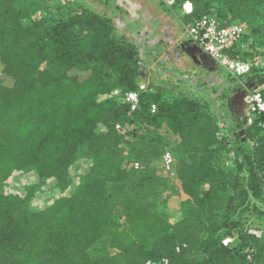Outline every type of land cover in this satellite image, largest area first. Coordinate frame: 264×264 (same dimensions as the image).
Instances as JSON below:
<instances>
[{
  "label": "trees",
  "instance_id": "16d2710c",
  "mask_svg": "<svg viewBox=\"0 0 264 264\" xmlns=\"http://www.w3.org/2000/svg\"><path fill=\"white\" fill-rule=\"evenodd\" d=\"M19 1L0 0V264H145L163 256L169 264H264V237L234 217L250 196L264 200L261 118L235 134L237 166L228 170L231 148L207 104L168 98L151 85L130 112L112 96L138 87L141 60L135 44L115 35L113 18L49 5L24 10ZM188 1L186 22L208 12L223 24L244 21L247 37L264 47V0ZM163 126L178 137L171 176L186 212L157 210L169 181L157 162L168 146L152 132ZM127 146L134 157L126 161ZM82 148L89 152L84 182L68 194ZM30 167L56 181L62 194L53 202L2 191L14 172Z\"/></svg>",
  "mask_w": 264,
  "mask_h": 264
},
{
  "label": "rangeland",
  "instance_id": "374dc122",
  "mask_svg": "<svg viewBox=\"0 0 264 264\" xmlns=\"http://www.w3.org/2000/svg\"><path fill=\"white\" fill-rule=\"evenodd\" d=\"M34 1V3H31ZM34 4V5H33ZM24 10L35 6H52L63 10L70 9H89L114 19L116 24L115 35L121 37L126 36L127 40L136 45L139 50L140 57L151 58L154 67L157 66V59L161 53L167 52L172 54L175 49H179L183 55L185 47L176 43L177 38L181 35L183 25L186 22L187 13L182 7V2L169 6L163 0H21L18 4ZM40 12L37 13L39 15ZM25 22L28 20L25 18ZM258 24L261 18L255 20ZM249 24V23H248ZM250 26V25H249ZM150 41L149 46H146ZM250 41L253 39L250 37ZM176 44V48H175ZM178 47V48H177ZM202 52L196 50L193 54L200 65L212 67L213 75L216 76L214 86V97L216 106H209L208 110L213 112L218 120L219 127L223 128L225 133H230L227 137L228 148L236 150L240 143L237 142L235 130L245 124V116L247 112L244 96L247 93L246 84L249 75L232 76L218 64L212 62L207 64L202 57ZM187 55V54H186ZM170 61L174 57L169 55ZM248 57V56H246ZM187 66L197 64L194 60L186 58ZM156 63V64H155ZM189 63V64H188ZM3 63L0 61V75L3 70ZM220 71V72H218ZM177 74H180L178 71ZM203 78H198L196 83L202 84ZM251 80V79H250ZM257 86L264 88V80H256ZM255 84V85H256ZM246 90V91H245ZM135 128L141 129L139 124L134 125ZM152 135H159L166 143L168 148L174 147L178 142V137L172 134L166 126H163ZM126 146V144H122ZM125 160L134 157L133 149L127 146L124 151ZM89 161V152L86 148H82L75 166L70 172L71 186L67 193H72L78 186L84 182V172ZM224 167L228 170L236 169L237 162L230 156L226 155L224 159ZM157 166L161 168V162H157ZM164 176H167L161 169ZM167 185L162 187L158 198L157 210L168 208L173 211L186 212L188 205L185 203L186 195L184 194L180 182L172 177ZM2 191L5 193H17L22 196L31 195L33 202L44 201L47 203L59 197L62 192L56 185L55 180L42 179L39 171L35 167H30L22 171L14 172L2 185ZM247 206L241 208V211L234 215L236 220L248 228L251 232L264 237V200L255 199L250 196Z\"/></svg>",
  "mask_w": 264,
  "mask_h": 264
},
{
  "label": "built area",
  "instance_id": "2783aa9c",
  "mask_svg": "<svg viewBox=\"0 0 264 264\" xmlns=\"http://www.w3.org/2000/svg\"><path fill=\"white\" fill-rule=\"evenodd\" d=\"M163 1L169 6L178 2V0ZM182 7L187 14L193 10L192 3L188 0L182 3ZM249 33L250 26L247 22L234 21L229 24H223L217 15L208 12L185 22L179 41L180 44L188 43L198 46L214 63L227 70L234 77L247 75L248 73L250 77L245 86L247 93L244 96L247 107L244 118L245 124L250 125L256 117H260V125L264 129V88L256 84V80H264V72L249 74L252 67L264 68V47L260 43L250 41V37H247ZM243 53L248 54L246 59L242 58ZM139 63L138 87L130 91H123L121 88H116L112 91V96L119 102L129 105L130 112L138 109L141 93L147 91L151 85L162 87L168 98L185 96L199 100L208 106H216L214 97L215 83H210L207 79L211 72L208 67L200 64L185 65L183 71L177 74V72H169L166 65L160 71L156 68H149L142 58ZM198 78H203L200 85L196 83ZM156 110V103H152L151 111L156 112ZM117 128L120 129L121 125L117 124ZM232 132L235 134L243 133V130L239 127L232 130ZM229 134L225 133L223 128H219L218 137L220 139L225 138L227 140ZM230 156L234 159V150L230 151ZM174 163L175 154L170 148H167L161 156V170L167 176L171 175ZM131 165L135 168L141 166L138 161L131 162ZM236 238L237 235L234 233L233 236L225 237L223 243L230 245ZM183 246L185 244H179L176 249L179 251ZM245 252L247 258L252 260L254 248L247 247ZM169 263L170 258L168 256L148 259L145 262V264Z\"/></svg>",
  "mask_w": 264,
  "mask_h": 264
},
{
  "label": "crops",
  "instance_id": "0c3cea01",
  "mask_svg": "<svg viewBox=\"0 0 264 264\" xmlns=\"http://www.w3.org/2000/svg\"><path fill=\"white\" fill-rule=\"evenodd\" d=\"M179 38L180 37L177 38L176 43H180ZM145 42H148L146 46L151 45L150 41H145ZM182 47H185L183 52L184 53L186 52L187 55L186 54L183 55L182 53H180L179 49L178 50L175 49L174 52H172V54H168L167 52H163L158 57H156L157 66H155V67H154L153 63L150 62L151 58H149L148 56L145 58L143 56H141V58L145 62L146 66L149 68H156L157 70L160 71L162 69V67L164 65H166L168 67L169 72H175L176 73L179 71L181 73L183 71L184 66L187 65V64H185L186 58H189L190 62H191V60H194L195 62H197V64H199V62L197 61V58L193 54L196 53V50L202 51L198 46H194V45L188 44V43L182 44ZM175 48H176V44H175ZM169 55H172V57H174V59H175L174 65H173V61H170ZM202 57H203V60L207 64L211 65V63L213 62L204 52H202ZM208 69L211 71L209 73V75L207 76L208 81L210 83H217L216 81L218 79L216 80V78H215L216 76L213 75L214 71H212V67H208Z\"/></svg>",
  "mask_w": 264,
  "mask_h": 264
}]
</instances>
